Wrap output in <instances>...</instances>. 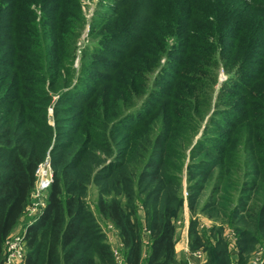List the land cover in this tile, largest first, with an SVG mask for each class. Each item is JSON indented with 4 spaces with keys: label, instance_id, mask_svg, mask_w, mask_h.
I'll use <instances>...</instances> for the list:
<instances>
[{
    "label": "trees",
    "instance_id": "16d2710c",
    "mask_svg": "<svg viewBox=\"0 0 264 264\" xmlns=\"http://www.w3.org/2000/svg\"><path fill=\"white\" fill-rule=\"evenodd\" d=\"M118 1L109 0L110 6L116 8ZM19 2L20 0H0V24L6 21L3 13L10 3L9 8H16L17 13L36 19L37 14L31 9L32 4L21 5ZM29 2L41 4L46 13H50L49 18L58 21L55 24L58 28L62 27V30L66 29L62 22L64 16L72 12L69 10L70 6L74 8L73 2L79 4V0ZM174 2L167 6L162 2L163 5L156 11L152 9V13L148 12V19L151 22L158 19L161 23L164 18L167 22L165 31L172 30L175 21L184 16L193 18L194 22H205L214 28V24H220L224 31L237 22L239 28L236 37H231L232 41L233 38L238 42L247 39V51L251 50L250 55L253 57L249 59L257 61L256 54L264 49V0H186L185 7ZM51 5L54 9L50 8ZM153 6L156 7L155 4ZM254 16L257 18L254 19ZM15 22L28 27L32 35H28L22 28H16L11 35L18 40L23 37L29 39L31 36L36 45V48L29 49L24 44L19 46L18 52L29 58L41 54L39 42L36 41L40 39L38 33L42 34V27L37 29L38 24H32L31 21L26 24L24 19H16ZM176 26L173 32L176 31ZM226 40H229L227 36ZM161 43L154 44L158 56L168 50L165 47L160 49ZM64 44L67 42L61 37L56 46ZM235 50L237 51V47H233L234 55ZM263 61L264 56L258 62L262 67ZM23 62L26 65L28 63ZM252 64L255 63L248 65L250 71L262 69L259 66L254 69ZM32 71L18 74L39 76V80L34 81L20 75L22 83L37 88L36 92L14 88L4 94L3 84L0 86V264H4L6 260V240L18 227L31 202V194L38 179V168L47 159L54 170V179L48 190L46 207L25 231L26 253L23 264H118L102 221L111 222L119 230L125 247V264H180L177 259V228L174 220L184 203L182 171L187 142L190 141L187 131L191 124L185 123L187 128L180 130V133H184L180 134V142L177 141L178 128H174L176 124L148 133L142 138L138 135L134 140L124 138L123 124L137 106L128 108L123 114L109 106L105 110L96 105L87 106L86 96L81 95L79 86H72L61 93L58 100H54L51 90L43 85L44 73ZM251 80L252 84L247 86L241 79L235 88L249 93L256 83L264 81V77L258 78L256 75ZM56 86L55 79L50 87L54 89ZM69 86L66 81L64 87ZM249 97L254 101V111L258 113L257 105L264 103V96L260 95L259 103L255 100L256 93L254 97L252 94ZM176 99L187 104L191 102L186 97ZM51 106L53 123L49 116ZM86 106L89 107V114L68 116L77 108L87 109ZM243 117L241 115L239 118L242 120ZM194 130L198 131L197 125ZM214 142L208 141L206 144L205 141L203 145L215 147L212 146ZM130 143L133 144L130 146ZM200 143L199 141L198 144ZM198 144L191 149V160L186 163L185 171L188 181L187 202L193 215L189 224L190 250L207 251L206 262L202 264H235L233 250L236 248L238 264H247L257 246L264 241V167L257 172L260 182H255L254 185L248 182L250 186L246 187L250 191L263 193L260 206L255 211L246 210L248 205L245 201L240 211L246 215L235 216L243 225L235 246L231 247L224 235L223 226L213 228L215 242L209 245L199 229L197 214L219 205L218 202L209 201L201 206V198L213 173L224 162L212 161L206 156L195 162V153L202 154L204 151V148L197 147ZM258 144L257 141L255 148L260 147ZM221 174L216 180L219 187L223 183ZM92 184L98 189L99 214L89 201ZM140 206L143 212L140 211ZM209 215L215 217L216 213ZM146 231L150 239L147 248L144 240ZM259 264H264V259Z\"/></svg>",
    "mask_w": 264,
    "mask_h": 264
},
{
    "label": "rangeland",
    "instance_id": "374dc122",
    "mask_svg": "<svg viewBox=\"0 0 264 264\" xmlns=\"http://www.w3.org/2000/svg\"><path fill=\"white\" fill-rule=\"evenodd\" d=\"M162 2L167 6L174 0H119L116 8L110 6L109 0H79L78 5L72 3L74 8L70 6L71 14L64 16L62 22L66 29L63 30L55 24L58 21L49 18L50 13L47 14L41 4L20 0L21 5L32 4L31 9L37 14L36 19H32L26 14L17 13L16 8H9L11 3H8L3 13L6 21L0 24L2 93L7 94L14 88L36 92L37 88L23 84L20 78L22 76L35 81L39 80V76L18 74L31 73L33 70L32 73H44L43 85L51 90L54 100H58L59 95L72 86H79L81 95L86 96L87 106L96 105L104 107V110L109 106L120 110L122 114L128 108L137 106L135 112L124 119V138L134 140L136 135L142 138L148 133L176 124L174 128H178L177 141L180 142V134H184L180 130L187 128L185 123H190L191 127L187 131L190 141L187 142L182 171L184 203L174 220L176 240L183 239L186 222L190 224L193 217L187 202L188 181L185 171L186 163L191 160V149L200 141L197 147L204 148V151L202 154L195 153V162L206 156L212 161L221 160L224 164L217 167L201 198V206L209 201L218 202L219 205L197 214L199 229L209 245H212L215 242L213 228L223 226L224 235L233 248L238 232L243 227L235 216L246 215L240 211L243 202H247L246 210L255 211L263 199V193L250 191L246 187L260 182L257 172L264 167V103L258 102L260 95L264 96V81L256 83L249 93H243L235 85L240 84L242 79L250 86L251 78L256 75L258 78L264 77V65L262 67L258 63L264 56V49L256 54L257 61L250 60L249 57L252 56L251 50L247 51L248 40H234L239 28L237 22L224 31L220 24H214V28L205 22H194L193 18L184 16L175 21L176 31L173 32L175 26H172V30L165 31L167 22L164 18L161 23L158 19H153L152 22L148 19V12L152 13V9L156 11L163 5ZM175 2L185 7L186 0ZM50 8L54 9V6L51 5ZM16 19H24L26 24L30 21L38 24L37 29L42 27V34L38 33L40 39L36 41L39 42L41 54L29 58L18 52L19 46L24 44L29 49L36 48V45L31 36L29 39L23 37L18 40L11 35L16 28H22L28 35H32L29 28L20 26L15 22ZM226 36L229 40H226ZM61 37L67 44L56 46ZM231 37H234L233 41ZM160 42V49L165 47L168 50L158 56L154 44ZM233 47H237L235 55ZM23 61H27V65ZM253 62L255 64H252V68L259 66L262 69L250 71L248 65ZM55 79L56 90L50 87ZM66 81L70 85L67 88L64 87ZM255 93V100L260 104L257 105L258 113L254 111V101L249 97L251 94L254 97ZM178 97L189 98L191 102H179L176 99ZM87 106V109L73 110L68 116L89 114ZM49 112L53 123V106ZM241 115L244 116L242 120L239 118ZM258 117H261V121ZM179 123L184 124L177 126ZM195 125L198 126L196 132ZM205 141L206 144L208 141H215L212 146L218 149L204 146ZM257 141L260 147L255 148ZM262 173L264 174V170ZM220 174L223 179L221 187L216 181ZM97 197L98 189L92 184L89 201L99 214ZM139 209L143 212L141 206ZM208 212L216 213V216L211 217ZM102 224L105 226L106 222L102 221ZM203 252L207 256V251ZM189 253L193 259V253ZM237 258L238 250L235 248V264H238ZM263 259L264 241H261L247 264H259ZM180 264H187V258H180Z\"/></svg>",
    "mask_w": 264,
    "mask_h": 264
},
{
    "label": "built area",
    "instance_id": "2783aa9c",
    "mask_svg": "<svg viewBox=\"0 0 264 264\" xmlns=\"http://www.w3.org/2000/svg\"><path fill=\"white\" fill-rule=\"evenodd\" d=\"M37 175L38 179L31 194L33 200H31L25 212L28 224L33 223L47 205L48 190L50 189L54 179V170L49 159L40 165ZM115 228L116 227L113 224H108L104 227V230L108 235L109 233H112ZM24 235L25 232L22 234L15 233L6 240L5 250L7 256L4 264H22L24 262L26 253V241L24 239ZM190 252L193 253L194 258H187V264H202L206 260L207 256L202 249ZM115 254L117 263L125 264L123 255H121L118 251H115Z\"/></svg>",
    "mask_w": 264,
    "mask_h": 264
},
{
    "label": "crops",
    "instance_id": "0c3cea01",
    "mask_svg": "<svg viewBox=\"0 0 264 264\" xmlns=\"http://www.w3.org/2000/svg\"><path fill=\"white\" fill-rule=\"evenodd\" d=\"M108 224H112V223L106 222L105 226H107ZM28 225L29 224H28L27 216L24 213V215L20 219L18 227L16 228V230L14 231L13 234L18 233V232L21 234L24 233L26 231ZM102 226L105 227L103 224H102ZM188 227H189V224H188V222H186L183 239L180 241H177V244H176L178 261H180V258H183V257L189 258L190 257L189 252L191 250H190V246H189L190 238H189ZM20 231H22V232H20ZM108 238H109V241H110L114 251H118L121 253V255H124L123 253L125 252V247H124V244H123L122 239L120 237L119 230L117 228H115V230L112 233L108 234ZM144 238H145L144 240H145L146 248H147V245H149V243H150L149 234L147 231L145 232Z\"/></svg>",
    "mask_w": 264,
    "mask_h": 264
}]
</instances>
